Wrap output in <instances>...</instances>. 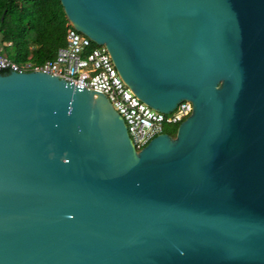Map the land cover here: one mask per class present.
<instances>
[{
    "label": "water",
    "instance_id": "1",
    "mask_svg": "<svg viewBox=\"0 0 264 264\" xmlns=\"http://www.w3.org/2000/svg\"><path fill=\"white\" fill-rule=\"evenodd\" d=\"M150 108L135 151L107 98L0 73V264H264V0H59Z\"/></svg>",
    "mask_w": 264,
    "mask_h": 264
},
{
    "label": "built area",
    "instance_id": "2",
    "mask_svg": "<svg viewBox=\"0 0 264 264\" xmlns=\"http://www.w3.org/2000/svg\"><path fill=\"white\" fill-rule=\"evenodd\" d=\"M93 44L69 25L64 44L56 49L51 59L41 63H32L29 58L16 63L0 50V73L37 71L103 94L122 118L135 151L154 136L164 133V124L177 125L189 115L191 105L187 100H180L166 113L150 108L123 82L106 49Z\"/></svg>",
    "mask_w": 264,
    "mask_h": 264
},
{
    "label": "trees",
    "instance_id": "3",
    "mask_svg": "<svg viewBox=\"0 0 264 264\" xmlns=\"http://www.w3.org/2000/svg\"><path fill=\"white\" fill-rule=\"evenodd\" d=\"M68 26L59 0H0V50L13 62L51 59Z\"/></svg>",
    "mask_w": 264,
    "mask_h": 264
},
{
    "label": "rangeland",
    "instance_id": "4",
    "mask_svg": "<svg viewBox=\"0 0 264 264\" xmlns=\"http://www.w3.org/2000/svg\"><path fill=\"white\" fill-rule=\"evenodd\" d=\"M176 126H177L176 124H171V125L164 124L163 131L164 133H167L168 135L172 136L174 135Z\"/></svg>",
    "mask_w": 264,
    "mask_h": 264
}]
</instances>
